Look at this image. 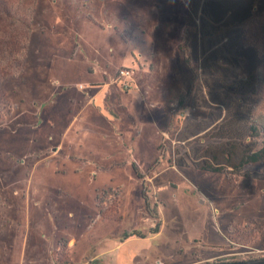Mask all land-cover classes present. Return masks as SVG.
I'll list each match as a JSON object with an SVG mask.
<instances>
[{
	"label": "rangeland",
	"instance_id": "374dc122",
	"mask_svg": "<svg viewBox=\"0 0 264 264\" xmlns=\"http://www.w3.org/2000/svg\"><path fill=\"white\" fill-rule=\"evenodd\" d=\"M31 7L0 0V264H82L93 253L103 264H193L250 249L260 254L247 259L264 257V0H35L30 17ZM194 22L224 38L215 42L224 87L247 105L245 141L261 156L223 176L184 170L179 189L156 192L135 184L132 166H110L125 153L106 121L121 106L114 80L133 69L146 103L143 91L170 85L159 75L172 69L187 98L200 70ZM143 187L157 206L156 235ZM104 194L118 195L116 208ZM135 232L142 237L126 238Z\"/></svg>",
	"mask_w": 264,
	"mask_h": 264
},
{
	"label": "crops",
	"instance_id": "0c3cea01",
	"mask_svg": "<svg viewBox=\"0 0 264 264\" xmlns=\"http://www.w3.org/2000/svg\"><path fill=\"white\" fill-rule=\"evenodd\" d=\"M194 23L200 30V70L195 74L187 98L184 97L183 90L177 86V83H172L177 80V71L172 69L163 71L159 75L170 76V85L161 80L157 81L156 87L151 85V90L143 91L142 97L146 103L140 98V82L133 69L126 68L132 70V77L128 80L131 88L129 91L123 89L122 83H116L117 81L114 80L119 95L124 94L126 101L134 96L137 102L127 105L124 101L123 104L121 95L113 94V97L117 96L122 111L111 109L112 114L116 116L115 123L113 120L106 121L111 129L110 133L113 134L111 137L115 136L118 139L119 146L125 153L123 158L116 159L110 166L126 170H131L130 166H132L131 178L135 184L139 186L141 183L137 182L144 181V184L153 187L156 192L163 187L179 189L178 187L186 181L182 177L184 170L193 169L208 175L222 176L224 173H236L239 169L248 166L250 155L259 151L257 143L255 145L245 141L249 130L247 127L249 111L245 107L247 105L224 87V81L227 80L224 77L228 76L226 74L228 70L219 62V56L215 53L217 46L215 42L218 38H224L209 34L210 31H202L206 27ZM153 75L154 73L151 72V76ZM215 75L218 76L219 81ZM99 83L91 85H101ZM105 87H110V84L102 85V88ZM132 91L136 94L132 95ZM138 103L141 104V111L136 109ZM111 104L114 106L113 102ZM91 106V102H87L85 108L89 109ZM95 112L98 114V110L95 109ZM187 113L189 116L186 115ZM121 116L128 117L125 121L127 127L124 134L117 133L119 126L116 123H120ZM119 136L122 139H119ZM135 170L140 178L135 174ZM102 197L106 202L116 198L112 209L116 208L118 195L104 194ZM202 199V204L206 203L204 198ZM98 201L100 202V198ZM237 226H231V229L238 230ZM243 244L249 245V243ZM251 251V249L249 253L241 250L223 251L214 257L201 258L193 264H212L231 257L235 258L237 255L248 260L249 258L244 257L246 254L259 253ZM257 257L259 258V255ZM95 262L103 264L97 259L96 253H93L84 258L82 264H95Z\"/></svg>",
	"mask_w": 264,
	"mask_h": 264
},
{
	"label": "trees",
	"instance_id": "16d2710c",
	"mask_svg": "<svg viewBox=\"0 0 264 264\" xmlns=\"http://www.w3.org/2000/svg\"><path fill=\"white\" fill-rule=\"evenodd\" d=\"M30 3H32V7L27 9V10H28V16L31 17V14H32V12L34 10L35 0H30ZM23 48H25V45L23 46ZM187 54H188V52H187ZM188 56L189 55H187V57H186L187 60H188ZM255 131H258V130H256L255 128H253L251 130V132L253 134L255 133ZM263 152H264V149L262 151V154H263ZM259 155L260 154H258V153H254V154L250 155L249 158H248V165L253 163V162H256V161L260 160L259 157L261 155L260 156ZM135 174L137 175V177L140 178V175L138 174V172L136 170H135ZM141 197H142V200L145 203V208H146V212H147L148 216L151 219H153L154 221H157V223L155 222L156 223L155 228L150 231V233L152 235H156V234L159 233L160 227H161V223L159 221V214H158L157 206H155V207L151 206V204L149 202V196H148V191H147L146 187H143L142 196ZM134 236L141 237V235L139 233L135 232V233H133L131 235H127L126 238L129 239V238L134 237ZM237 260H244V258H241V257L239 258L238 257V258H231V259L223 260V261H237ZM95 264H98V262H95Z\"/></svg>",
	"mask_w": 264,
	"mask_h": 264
},
{
	"label": "built area",
	"instance_id": "2783aa9c",
	"mask_svg": "<svg viewBox=\"0 0 264 264\" xmlns=\"http://www.w3.org/2000/svg\"><path fill=\"white\" fill-rule=\"evenodd\" d=\"M132 76V71L130 69H122L118 72L116 81L122 83L123 89H130L129 79Z\"/></svg>",
	"mask_w": 264,
	"mask_h": 264
},
{
	"label": "water",
	"instance_id": "95a60500",
	"mask_svg": "<svg viewBox=\"0 0 264 264\" xmlns=\"http://www.w3.org/2000/svg\"><path fill=\"white\" fill-rule=\"evenodd\" d=\"M212 264H264V257L249 260L220 261Z\"/></svg>",
	"mask_w": 264,
	"mask_h": 264
}]
</instances>
